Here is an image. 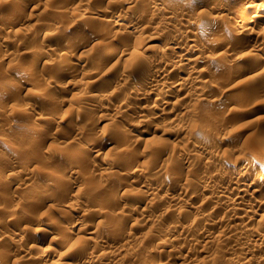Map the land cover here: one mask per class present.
<instances>
[{"label":"rangeland","instance_id":"rangeland-1","mask_svg":"<svg viewBox=\"0 0 264 264\" xmlns=\"http://www.w3.org/2000/svg\"><path fill=\"white\" fill-rule=\"evenodd\" d=\"M0 10V264H264V0Z\"/></svg>","mask_w":264,"mask_h":264},{"label":"bare ground","instance_id":"bare-ground-1","mask_svg":"<svg viewBox=\"0 0 264 264\" xmlns=\"http://www.w3.org/2000/svg\"><path fill=\"white\" fill-rule=\"evenodd\" d=\"M247 5H248V4H247ZM85 6H86V5H85ZM216 7H217V6H216ZM85 8H87V7H85ZM1 10H2V9H1ZM1 10H0V15H2V12H5V11H3V10H2V12H1ZM3 16H4V15H3ZM1 17H2V16H1ZM1 17H0V18H1ZM169 17H170V16H169ZM189 22H191V21H189ZM117 23H118V21H117ZM120 23H121V22H120ZM189 24H190V23H189ZM140 28H141V27H140ZM32 29H33V28H32ZM190 29H191V28H190ZM33 33H36L37 35H38V34H41L40 29H39V30H38V29H34V30H33ZM193 33H194V32H193ZM35 36H36V35H35ZM216 37H217V36H216ZM190 38H191V37H190ZM195 38H196V37H195ZM195 38L192 39V40H195ZM212 39H213V38H212ZM215 39H216V38H215ZM115 44H116V43H115ZM117 46H118V45H117ZM117 46H115V45H113V44H112V45L110 44V45L106 46V47L102 50L101 56L105 57V59H106L107 57H111V56H113V55L118 51V49H119ZM200 51H201V50H200ZM62 53H63V52H62ZM63 55H67V51L64 52ZM62 57H63V56H62ZM64 57H66V56H64ZM192 58H193V57H192ZM191 60H192V59H191ZM191 60H190V62H191ZM181 61H182V60H181ZM181 61H180V62L178 61V62L181 64V63L183 62V61H182V62H181ZM186 61H187V60H186ZM186 61H185V62H186ZM178 62H177V63H178ZM85 64H86V62H85ZM182 64H183V63H182ZM182 64H181V65H182ZM186 64H188V63L186 62ZM183 65H184V64H183ZM183 65H182V66H183ZM173 66H175V65H173ZM179 66H180V65H179ZM185 66H187V65H185ZM188 66H189V65H188ZM190 66H191V64H190ZM190 66H189V68H190ZM190 69H192V67H191ZM190 69H189V70H190ZM182 70H183V69H182ZM190 71H191V70H190ZM201 71H202V70H201ZM29 72H30V71H29ZM192 72H193V71H192ZM192 72H191V73H192ZM23 73H24V72H23ZM30 73H31V72H30ZM202 73H203V72H202ZM199 74H200V73H199ZM18 75H19V74H18ZM28 75H30V74H28ZM196 75H197V74H196ZM196 75H195V76H196ZM189 76H190V75H189ZM196 77H197V76H196ZM201 77H202V76H201ZM135 88H136V87H135ZM202 92H203V90H202ZM22 108H23V107H22ZM22 108H21V109H22ZM24 108H25V107H24ZM23 110H24V109H23ZM29 112H30V111H28V114H29ZM21 113H25V114H27V113H26V110H25V112L23 111V112H21ZM25 114H24V115H25ZM65 119H66V118H65ZM65 119H63V121H65ZM67 119H68V118H67ZM68 121H69V120H68ZM84 145H86V144H81L80 146L78 145L79 147H78V146H77V147H78L79 149H81ZM87 145H88V144H87ZM84 147H85V146H84ZM82 149H83V148H82ZM84 150H85V149H84ZM97 155H99V154H97ZM63 157H64L63 155H58V154H57V155L54 156V158H55L54 160H55V162H56V159H61V158H63ZM102 158H103V157H102ZM250 158H251V157H250ZM247 159H248V158H247ZM253 159H254V157H253ZM62 160H63V159H62ZM250 160H251V159H249L248 161L250 162ZM252 161H253V160H252ZM247 164H248V163H247ZM231 170H232V168H230V169L227 168L223 173L226 174V173H229V172H233V171H231ZM46 173H47V172H46ZM222 175H223V174H222ZM227 175H228V174H227ZM225 176H226V175H225ZM38 178H39V180L45 181V180H47V178H49V177H48V173H47V174H45V173L40 174V176H39ZM263 178H264V177H263ZM262 180H263V179H262ZM232 181H233V180H232ZM53 188H57V186H55V187H53ZM247 189H248V188H246V187L244 188V187H243V188H240V190H238V191H239L240 194H244V193H246V192L248 191ZM248 192H249V191H248ZM248 192H247V193H248ZM249 193H250V192H249ZM221 194H222V193H221ZM263 195H264V194H263ZM218 196H220V195H217L216 197L219 198ZM238 196H239V195H238ZM241 196H242V195H240V197H241ZM139 197H140V196H139ZM222 197H223V196H222ZM244 197H246V196H244ZM223 198H224V197H223ZM228 198H229V197H228ZM242 198H243V197H242ZM243 199H244V198H243ZM235 201H236V200H235ZM239 201H240V199L238 200V202H239ZM241 201H243V200H241ZM241 201H240V202H241ZM228 202H229V201H228ZM243 203H244V202H243ZM234 204H235V203H234ZM241 204H242V203H241ZM245 204H246V203H245ZM245 204H243L244 207H245ZM250 206H253V205H250ZM49 221H50V220H49ZM46 223H47V222H46ZM75 227H76V226H75ZM75 227H74V226H70V225L67 226V228H65L64 236H72V234H74V232H75ZM79 227H80V226H79ZM42 229H43V228H42ZM44 230H45V229H44ZM46 230H47V229H46ZM48 231H49V230H48ZM80 232H81V231H80ZM84 245H85V244H84ZM105 252H106V251H105ZM105 255H106V254H105ZM37 258H38V257H37ZM87 261H88V260H87ZM92 262H93V261H92ZM150 262H151V261H150Z\"/></svg>","mask_w":264,"mask_h":264}]
</instances>
